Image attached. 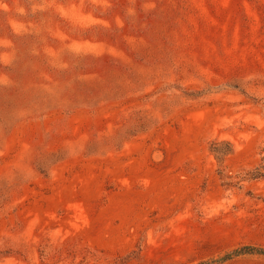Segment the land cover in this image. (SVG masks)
<instances>
[{
    "label": "rangeland",
    "instance_id": "rangeland-1",
    "mask_svg": "<svg viewBox=\"0 0 264 264\" xmlns=\"http://www.w3.org/2000/svg\"><path fill=\"white\" fill-rule=\"evenodd\" d=\"M0 2V264H264V0Z\"/></svg>",
    "mask_w": 264,
    "mask_h": 264
},
{
    "label": "trees",
    "instance_id": "trees-1",
    "mask_svg": "<svg viewBox=\"0 0 264 264\" xmlns=\"http://www.w3.org/2000/svg\"><path fill=\"white\" fill-rule=\"evenodd\" d=\"M243 254H262L264 255V248H257L253 246H242L214 260V262H221V261L230 259L231 257L239 256ZM207 264H210V263H207Z\"/></svg>",
    "mask_w": 264,
    "mask_h": 264
},
{
    "label": "clouds",
    "instance_id": "clouds-1",
    "mask_svg": "<svg viewBox=\"0 0 264 264\" xmlns=\"http://www.w3.org/2000/svg\"><path fill=\"white\" fill-rule=\"evenodd\" d=\"M0 8H3L5 11H7V4L3 3V2H0Z\"/></svg>",
    "mask_w": 264,
    "mask_h": 264
}]
</instances>
